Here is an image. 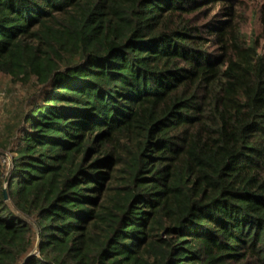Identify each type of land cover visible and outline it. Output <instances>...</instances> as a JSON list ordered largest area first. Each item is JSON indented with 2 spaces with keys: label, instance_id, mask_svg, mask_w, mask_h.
Masks as SVG:
<instances>
[{
  "label": "trees",
  "instance_id": "trees-1",
  "mask_svg": "<svg viewBox=\"0 0 264 264\" xmlns=\"http://www.w3.org/2000/svg\"><path fill=\"white\" fill-rule=\"evenodd\" d=\"M223 1L0 0V73L40 89L0 141V264H264V53L201 21Z\"/></svg>",
  "mask_w": 264,
  "mask_h": 264
},
{
  "label": "rangeland",
  "instance_id": "rangeland-1",
  "mask_svg": "<svg viewBox=\"0 0 264 264\" xmlns=\"http://www.w3.org/2000/svg\"><path fill=\"white\" fill-rule=\"evenodd\" d=\"M264 0H225L216 2L210 16L206 18L201 14L203 23H212L215 18L225 21L229 18L227 13L232 7L236 16V24L247 38L260 37V51L264 53V33L261 27V8ZM40 91L34 81L26 84H16L7 75L0 73V141L5 139L6 126L19 122L24 111L30 109V102Z\"/></svg>",
  "mask_w": 264,
  "mask_h": 264
}]
</instances>
